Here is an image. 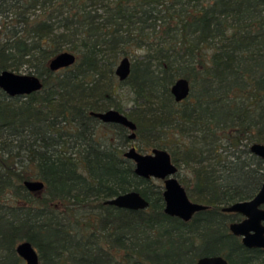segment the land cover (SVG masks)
Segmentation results:
<instances>
[{
	"label": "trees",
	"instance_id": "16d2710c",
	"mask_svg": "<svg viewBox=\"0 0 264 264\" xmlns=\"http://www.w3.org/2000/svg\"><path fill=\"white\" fill-rule=\"evenodd\" d=\"M131 46L144 53L119 80ZM68 50L74 64L49 69ZM24 66L39 90L0 89V264H25L20 241L39 264H194L209 255L264 264V248L229 231L239 214L222 211L264 180V160L249 150L264 143V0H0V71ZM180 77L190 92L178 102L171 86ZM109 108L135 129L91 113ZM133 141L167 150L189 198L209 207L187 222L165 214L162 182L137 176L123 154ZM34 179L41 190L24 185ZM129 190L148 206L105 203Z\"/></svg>",
	"mask_w": 264,
	"mask_h": 264
},
{
	"label": "water",
	"instance_id": "95a60500",
	"mask_svg": "<svg viewBox=\"0 0 264 264\" xmlns=\"http://www.w3.org/2000/svg\"><path fill=\"white\" fill-rule=\"evenodd\" d=\"M76 56L71 51H61L48 62L49 69L55 71L67 68L74 64ZM131 61L123 56L116 68L115 74L119 80L128 77ZM42 87L38 76L30 73H18L10 69L0 71V89L9 96L27 95ZM190 92L189 81L180 77L171 86V93L176 101H182ZM102 122L119 123L128 129H135V124L123 113L114 108L104 111L91 112ZM133 136V134H132ZM249 150L264 160V143L253 142ZM124 156L134 163V173L143 178L162 180L163 212L169 216L177 217L184 222L189 221L196 212L207 209L209 206L192 201L184 186L176 177L177 166L172 162L170 154L163 148H152L149 152H141L135 146L124 151ZM24 185L30 191H39L44 183L39 179L26 180ZM106 204L132 210L145 209L148 201L136 190L119 193L106 199ZM223 212L237 213L242 218L228 224L229 231L240 237L241 243L247 248H264V180L258 191L249 199L239 200L222 207ZM15 251L25 264H39V255L29 241H20ZM194 264H228L221 255L202 256Z\"/></svg>",
	"mask_w": 264,
	"mask_h": 264
},
{
	"label": "rangeland",
	"instance_id": "374dc122",
	"mask_svg": "<svg viewBox=\"0 0 264 264\" xmlns=\"http://www.w3.org/2000/svg\"><path fill=\"white\" fill-rule=\"evenodd\" d=\"M146 30H148V29H146ZM77 42H78V41H77ZM133 46H134V45H133ZM133 46H131L132 48L129 49V53L127 54V56L129 57V59H130L131 62H132L135 58H139V57H141L142 54L144 53L143 49H138V48H135V47H133ZM68 51H70V50H68ZM71 52H72V51H71ZM14 71H15V70H14ZM16 72H18V73H28L29 70L24 66V67L20 68V69H19L18 71H16ZM121 90H122V89H121ZM124 93H126V90H125V89H124V92L122 91V96L124 95ZM126 96H127V95H124V96H123V99H126V98H127ZM127 105H128V103H127ZM127 105H126V106H127ZM129 106H130V105H128V107H126V110H128ZM103 132L106 133V130L103 129ZM137 145H138V142H137V141H133L132 144H131L130 146H135V147L137 148V147H138ZM128 147H129V146H126V147H125V150L128 149ZM138 148H139V147H138ZM140 150H141V149H140ZM141 152L145 153V152H149V151H147V150H142ZM159 181L162 182V180H159Z\"/></svg>",
	"mask_w": 264,
	"mask_h": 264
},
{
	"label": "flooded vegetation",
	"instance_id": "af4514ba",
	"mask_svg": "<svg viewBox=\"0 0 264 264\" xmlns=\"http://www.w3.org/2000/svg\"><path fill=\"white\" fill-rule=\"evenodd\" d=\"M239 216H240V215H239ZM241 218H242V217L240 216L239 219H241ZM239 219H238V220H239ZM238 220H237V221H238Z\"/></svg>",
	"mask_w": 264,
	"mask_h": 264
}]
</instances>
